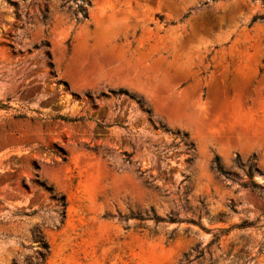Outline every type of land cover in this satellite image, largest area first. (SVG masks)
Here are the masks:
<instances>
[{"label":"rangeland","instance_id":"374dc122","mask_svg":"<svg viewBox=\"0 0 264 264\" xmlns=\"http://www.w3.org/2000/svg\"><path fill=\"white\" fill-rule=\"evenodd\" d=\"M87 1L0 0V264H264V3Z\"/></svg>","mask_w":264,"mask_h":264},{"label":"trees","instance_id":"16d2710c","mask_svg":"<svg viewBox=\"0 0 264 264\" xmlns=\"http://www.w3.org/2000/svg\"><path fill=\"white\" fill-rule=\"evenodd\" d=\"M252 1H256V0H252ZM262 3H264V0H260ZM91 5V3L87 0H79V3L76 4V8L74 10L71 11V6H68V7H64L65 6V3L61 4L60 5V10L66 8L67 11H71L72 12V15L76 18H78V21H83L85 20L87 17H88V10L87 8ZM186 15H184V17H186ZM39 20L42 22V23H45L48 16H47V9H44V10H40V13H39V16H38ZM159 19L161 21H163V17L162 16H159ZM257 19H264V15H255L253 18H252V21L251 23L255 22ZM168 24V23H167ZM10 38V36H9ZM41 46H48V42H45V43H42ZM11 48H13V45H10ZM47 56L50 57V53L47 51L46 52ZM184 85V84H182ZM203 95H204V91H205V88H203ZM122 96V95H125L127 96L128 98L130 99H134L136 100L137 104L139 105V107L148 114V116H152L153 115V110L151 108L150 105H148L144 98L142 96H138V95H135L134 93H129L127 89H123V88H120L118 89L117 91H113V90H108L107 92H101L100 94H98L97 96H92V95H87L88 96V99L90 101V103L92 105H96V102L97 101H100L101 98H106L107 96ZM6 105L2 104L0 105V107H5ZM23 116V115H21ZM51 119L53 120H59V121H65V122H75V121H82L84 120V117L80 116V117H75V118H71V117H68L66 115H61V114H55L51 117ZM98 126L99 127H105V126H110V125H120L122 127H127L126 125H123L122 123H119L117 121H115L114 123H111V124H107V123H104L103 120L97 122ZM156 125L158 128L160 129H165L166 130V126L165 124H163L160 120H156ZM174 134L176 136H178L180 134V140H179V143L183 142V143H187V138H188V133L187 132H182L180 133L179 130H176L174 132ZM175 137L174 139L172 140L171 142V145H175L174 144V141H175ZM166 146V145H165ZM192 147V143H188V148H191ZM132 154H125V161L127 162H131L132 161V157H131ZM159 159L162 160L161 156H159ZM186 162H190L192 161V158L189 157V158H186L185 160ZM213 167L216 169V171H218L219 173H223L222 171V168H221V165L219 163V158L218 156H215L214 159H213ZM252 171H253V164H250L249 165V172L250 174H252ZM142 173V172H141ZM148 183V182H146ZM251 185L252 187L254 188H257V184L256 182L254 181H251ZM46 189L48 190V192L52 193L54 192V188L52 186H48L46 187ZM55 196V195H53ZM58 201H59V204L60 206L62 207V211H61V215L62 217H64V214H65V207H66V200H65V196L64 195H61L58 197ZM169 220L170 221H174L175 219L173 217H169ZM158 221V220H157ZM35 232V241H37L39 243V248L37 250V255H38V258H39V262L40 263H43L45 261V255L48 253L49 251V244L48 242L45 240L43 234L39 231H34ZM215 240H219L218 237L215 238ZM195 255L193 256L192 259H196L198 257H200L202 254H203V251L202 250H195ZM191 260V257L186 255L184 257L183 260H181L178 264H187L189 261Z\"/></svg>","mask_w":264,"mask_h":264}]
</instances>
